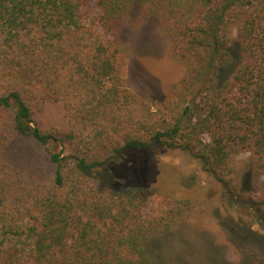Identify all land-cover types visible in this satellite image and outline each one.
<instances>
[{
    "label": "trees",
    "instance_id": "1",
    "mask_svg": "<svg viewBox=\"0 0 264 264\" xmlns=\"http://www.w3.org/2000/svg\"><path fill=\"white\" fill-rule=\"evenodd\" d=\"M89 1L0 0V35L35 30L65 45L83 36ZM95 2V23L106 37L95 38L89 52L74 58L79 99L66 106L85 133L66 135L70 152L56 151L63 141L56 132L35 126L16 87L5 85L0 95V114L13 112L15 131L44 147L56 167L51 185L33 201V217L18 220L7 197H0V264H161L158 242L196 209L177 201L148 217L144 210L157 187L110 188L104 176L132 151L181 150L264 215V185L258 198L245 189L247 179L264 180V0ZM136 8L141 23L154 17L163 24L172 56L185 69L164 100L131 90L120 71L129 53L122 30ZM236 58L240 64L233 68ZM100 149L108 158L90 160ZM244 154L249 166L239 171L235 159ZM7 182L0 179L6 196L14 188Z\"/></svg>",
    "mask_w": 264,
    "mask_h": 264
},
{
    "label": "rangeland",
    "instance_id": "2",
    "mask_svg": "<svg viewBox=\"0 0 264 264\" xmlns=\"http://www.w3.org/2000/svg\"><path fill=\"white\" fill-rule=\"evenodd\" d=\"M139 14L140 8H136L122 30L121 40L129 53L120 62V71L131 90L164 100L171 96L185 69L172 56L163 24L154 17L141 23ZM97 16L95 0L89 1L83 12V36L65 45L49 41L35 30L14 38L0 35V95L5 85L16 87L33 112L35 126L56 132L63 140L55 149L64 154L70 152L66 135L85 133L70 120L66 103L75 104L79 99L74 58L89 52L95 38L106 37L95 23ZM239 64L236 58L233 68ZM13 117L10 111L0 114V179L14 187L0 197H7L18 220H27L34 215L37 194L53 182L56 167L44 147L15 131ZM108 156L100 149L89 158L103 161ZM248 160V154L237 157L236 168L244 171ZM104 178L112 189L157 187V196L144 210L148 217L162 214L177 201L195 206L194 217L158 242L161 264H264V215L251 211L248 199L226 191L187 153L163 146L154 152H128ZM263 185V179L252 184L247 179L245 189L258 198Z\"/></svg>",
    "mask_w": 264,
    "mask_h": 264
}]
</instances>
